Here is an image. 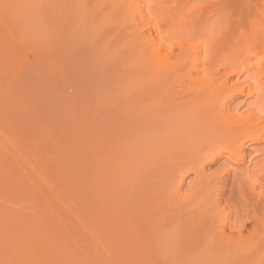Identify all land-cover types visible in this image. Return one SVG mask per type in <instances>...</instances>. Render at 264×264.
<instances>
[{
    "label": "rangeland",
    "instance_id": "rangeland-1",
    "mask_svg": "<svg viewBox=\"0 0 264 264\" xmlns=\"http://www.w3.org/2000/svg\"><path fill=\"white\" fill-rule=\"evenodd\" d=\"M68 1L72 4L67 3ZM68 1L0 0V264H71L73 260L74 264H113L122 252L119 250L117 253L118 249H115V259H103V246L100 245L101 242L97 244L102 234L99 239H95L99 236L92 237L95 225L106 236L107 228L111 225V228H115V225L109 223L110 217H116L111 220L112 223L117 220L123 230L129 229L127 234H123L125 240L130 234L129 237L132 238L133 230L124 221L127 218L139 221L146 233L142 232L143 227L141 229L138 224H134L136 221L131 222L137 226V234L141 233L139 236L145 238L149 244L144 239H141L142 242L148 247L151 245L153 250L160 252L159 255L162 254L157 258V252H150L149 247L148 253H143L146 256L153 254L149 256L152 259L148 257L142 260L146 257L139 253L142 248L135 250L138 256H131L130 253L128 256L125 251L130 247L126 244L127 249L123 251L126 257L122 255L119 262L128 256L131 261L135 259L140 263L146 260L147 264H210L209 261H216L213 264H233L239 260L236 258L239 256H230L228 251L220 250L216 245L207 242L206 231L219 222L217 212L207 210L212 201L213 205H217V202L218 208H222L226 214V232L232 226L247 237L248 247L251 243H257L256 248L242 252L241 261L246 264H264V172L254 175L251 171L254 168L253 163L260 165L264 160V137L259 141L247 142L243 148V159L238 163L227 162L224 152L222 156L204 165L205 173L214 177L208 189L202 192L198 204L191 198L184 204L172 201L162 205V200L158 202L160 199L156 198L158 193H154L155 187L156 191L160 188L168 192V184V189L165 184L170 183L171 186L178 179V172L173 165L181 163L186 156L179 152L180 149H173L175 144L191 141L187 142L185 149H188L185 153H193L200 146L203 150L206 149L203 143H207V138L195 133V136L187 135L188 131L186 135H179V123L174 122L178 112L174 115L173 110H170L172 108L168 106V109L164 104L165 100H170L168 90L160 92L158 99V94L153 97L147 89L148 85L153 84L150 83L154 78L152 72L160 68L164 70L166 60L173 61L181 47L185 49L184 57H187L185 69H190L193 46L201 43L203 50L207 47L206 39L198 34L204 26H207V34L213 37H218L221 30L225 34V28H228L226 41L224 39L226 46L236 42L232 40L234 37H247V51L243 57H248L249 53L260 52L263 47L260 36L264 33V0H171L164 4L169 11L163 17L155 9L147 10L156 0H136L135 4L139 2L148 12V19L158 23L160 39L170 49L165 60L159 54V61L155 66L148 61L150 63L146 68L149 73L143 74V77L137 75L142 78L139 81L132 79L135 75H132L133 70H136L133 69L136 65L132 64L130 58L134 28L132 17L122 15V10L127 7L125 0L118 3L120 10L117 8L116 13L119 16L115 14L113 18L108 17V14L114 13L110 12L112 4H117L114 0H98L103 1L102 6L99 2L95 4V0H85V6L79 0ZM96 5L101 9H97ZM105 14L107 16L104 17ZM170 14L171 19L168 18ZM136 21L144 31L155 35L150 24L145 25L138 17ZM251 29L256 31L254 37H251ZM164 36H170L168 41L164 42ZM156 42L155 40L160 53H164L163 47ZM206 57L209 54L202 51L200 58L203 60ZM225 57L228 61H243L240 56ZM135 82L143 90L140 93L145 92L148 93L147 97H152L146 98L143 95L145 98L142 97V100V94L139 95L138 89H135ZM145 83L148 85L144 88ZM133 84L137 92L128 90ZM137 99L143 102L139 103ZM227 105L231 111L234 108L241 111L244 109V97L237 96L229 100ZM177 116L180 119V115ZM86 121L92 123L90 131ZM173 123L179 131L173 127ZM86 124L89 128L83 127ZM85 130L90 132L88 135L91 146L87 144L88 148L85 146L88 137ZM185 131L186 129L181 130L184 133ZM96 134L109 140L110 148H104L105 152L101 148L104 153L94 147H98L97 144L103 141L99 136L101 140L96 144ZM183 137L191 139L185 140ZM81 140L84 142H80ZM94 149L101 152L106 159L96 157ZM198 150L196 149V153ZM175 156L180 158L173 164ZM188 156L186 159L191 158ZM101 161L103 164L99 163ZM113 163L118 165L112 168ZM109 164L112 166L108 167ZM104 172L109 176L105 177L107 174ZM113 175H116L115 178ZM194 180V173L187 174L181 185V192L187 193ZM116 184L118 185L115 187ZM127 195L130 196L129 200ZM50 202L53 204L49 205ZM119 202V211L115 209L114 212V208L119 207ZM92 208L98 209L96 212L99 211V217L95 214L92 216ZM149 212L154 214V222L153 218L148 222L147 218L151 216ZM122 214L125 216L121 217ZM195 216L199 225L194 224L192 227L199 230L190 228L196 223L190 220L195 219ZM109 232L112 234L114 231L110 229ZM118 232L117 229L114 234ZM125 232L120 230L119 236L115 234L117 241L120 233ZM114 236L111 237L116 240ZM105 240L101 241L106 242ZM138 243L136 247L139 246ZM131 244L132 242L130 246ZM94 245L97 246L96 249ZM109 246L114 249L119 244ZM121 246L118 248L122 249L124 244L122 248ZM145 247L143 246L144 249ZM155 254L157 259H153ZM81 255H85L84 258ZM213 255H216L215 260H211ZM135 260L131 263L128 261V264H136ZM125 263L127 264L126 261Z\"/></svg>",
    "mask_w": 264,
    "mask_h": 264
},
{
    "label": "bare ground",
    "instance_id": "bare-ground-1",
    "mask_svg": "<svg viewBox=\"0 0 264 264\" xmlns=\"http://www.w3.org/2000/svg\"><path fill=\"white\" fill-rule=\"evenodd\" d=\"M75 1H77V0H75ZM82 1L79 0V2H81V4H84V2H86L87 0L86 1L85 0H82ZM114 1L117 4L115 5L113 3L112 6L114 7V9H113V7L110 9V12L113 11L114 13H109L108 14V17H111L112 16V18H113V16L115 14H116L115 16H117V17L119 16L118 13H116V12L120 8V6H119V8L117 6L120 4V1L121 0H114ZM135 1L136 0H125V2L127 3V7L125 8L126 10L125 9L122 10L124 12L123 13L121 12V13H122V15H130L132 17L131 19L133 20L134 34H133V38H132V47L130 49V52H131L132 57H130V58L132 59V62H133L132 64L133 65H136L137 67L134 66L133 69H136V70H133L132 75H134V74L135 75H134V78H132L133 76L131 75L132 76L131 78L132 79H136L137 81H139V79L142 80V78H139V77H143V74L145 75V74H148L149 73L147 71V68H146L147 67V64L150 63V62H152V63H154V66H155L157 64V62L159 61V54H161L163 56V59L164 60L167 59V53L169 52L170 49H169V46H167L165 43H163L161 41V39H160V35L158 34V32H159L158 26H157L158 23L157 22H154L153 19H151V18L148 19V17H147L148 12L145 11L143 5L140 4L139 2H137V4H135ZM169 1H171V0H156L154 2V4L148 6V9L147 10L153 11V9H155L156 11H159V14L161 15V17H163L165 15V13H167L169 11V9L164 4L167 3V2H169ZM98 2L100 3V6H102L101 3L104 4L103 1L100 2L98 0H95V4H99ZM67 3L72 4V2H70V1H68ZM84 6H85V4H84ZM84 6H83V8H84ZM96 7L99 10L101 9V8H98L99 5H96ZM122 15H121V18L123 17ZM171 15L172 14H170V16H168V18L171 19L172 18ZM187 15H189V14H187ZM105 16H107V14H105L104 17ZM136 17H138L140 19V21L145 22V25L150 24V26H152V29L154 30L156 36L155 35L153 36L151 33L147 32V31H144L143 28L140 27V23L136 21ZM250 25L252 26V24H250ZM206 27L207 26H204V27L200 28L198 34H199V36H201V37H203V38L206 39V44L205 45H207V47L205 46V49L203 50V47L204 46L201 43H198V44H196V45L193 46L192 59L190 60V69H185V64H186L185 62H186L187 57H184L183 52L185 51V49H183L181 47L180 50H179V52H178L179 54H177L175 56V59L173 61H170L168 59L166 60V63H165L166 68L164 70H161V68H160V69L154 70V72H152L153 74H151V75H154L153 76L154 78H152L153 79L152 81L150 80L151 82L149 80L148 81L150 83H153V84L152 85H148L147 83H145L144 86H143L145 88V87H147L145 85H148L147 89L149 90L148 91L149 95H152L153 97L154 96L156 97L157 94H158V96H157L158 99L160 98L159 96H161L160 92L163 93V92H165V91L168 90L167 92L170 95V100L169 99H168V101L165 100L164 104H166L167 107L169 106L170 108H172V109H170L168 107V109L173 110V112H174L173 114L174 115L177 112L180 113V114H178V113L176 114V117L177 118H174V116H173L174 122L176 121V124L179 123V124H177L178 128L180 129V132H178L179 135H181V134H185L186 135V133L188 131V134L187 135H192L193 133H195L198 136L199 135H202L201 137H204L205 136V138H207L206 139V142L207 143L206 144L203 143L204 146H206V149L204 148V150H203V147H201V146H200V148L199 147L196 148L197 150L200 149V151L201 150L203 152L205 151V153H203V152L200 153L199 150H198V153H196L197 152L196 149H195V151H193V153H192L191 150H189L191 152H186L187 154L185 153V150L188 149V148L185 149V147L188 146V143L191 142V141L189 142L187 139L190 140L191 137H188L186 139L183 137L188 142V143L187 142H184L186 144H184L183 142H180V141H179L180 143H176L175 144V147H173V149H176V148L178 150L180 149L179 152L181 151V152H183V155L184 154L186 156L189 155L188 158L189 157H191V158L186 159V156L185 155H184L185 158L180 155L181 158L182 159L184 158V159L181 161V163H179V164L177 163L176 165H173V164H175L177 162L176 160H177V158H180V156L179 157H176L175 156L176 159L173 158L174 159V161H173L174 163L172 162L173 163L172 165H173V168L176 167L175 168L176 169L175 171L178 172V179L174 183H172L171 186L169 185L170 183H166L165 184L166 187H167V184H168V187H169V189L167 187L168 192L165 191V189H160V188H158V190L156 191V189H157L156 187H155V191L156 192L153 189V191H154L155 194L158 193V195H156L157 196L156 198L157 199H160L158 202H160L162 200L161 203H160L162 205H167L169 202L171 203L172 201H176V202H178L180 204H184L187 201H189L191 198H194L195 201H196V204H198V201L201 200V194H202V192L205 189H208V187L211 185L210 184V181H211L212 177H214V175H208V174L205 173V171H204V165L207 164V163L212 162L213 160H215L220 155L222 156V154H224V152H226L225 158H226V161L227 162L238 163L240 160L243 159V148H244V145L247 142L259 141L260 139H262L264 137V33H263V35L260 36L261 37L260 38L261 39V42L263 44V47L260 50V52L249 53L248 54V57H247V55H246V57H243V54H245V52L247 51L246 50V44H245L246 39H248L247 37L244 38V39H242V38L240 39V37H234V39H232V40H236V42H233L229 46H226L224 44V39H225L226 32L228 31L227 30L228 28H225V34H223L224 30H221V34L218 37H213L212 35L207 34ZM251 28H253V27H251ZM251 30H252L251 37H254L255 34H256V31L253 30V29H251ZM216 31H217V29H216ZM169 37L170 36H164L163 37L164 42L165 41H168ZM155 40L157 41L156 42L157 44H159L161 47H163L164 53H160L159 46H158V48L156 47ZM225 41H226V39H225ZM218 44H219V46H221L220 49H219V46L217 47ZM202 51H204V53L207 52L209 54V57H206L205 59L202 60L200 58V54L202 53ZM131 55H129V56H131ZM225 56L230 57V58L231 57H235V56H240L243 61L242 62L236 61V60L228 61L227 59H225L226 58ZM250 58H252V59H250ZM148 61H150V62H148ZM200 64H201V67H200ZM152 66L153 65H151V67ZM139 70H140V72H139ZM136 72H137V74H136ZM162 74H164V76ZM146 76H144V78H146ZM126 77H128V76H126ZM143 82H145V81H143ZM168 84H170V86H168ZM135 85H137V87L135 89L136 90L138 89V92L139 93L141 91H143V90L140 89L141 86H139L138 84H136V82H135ZM133 86H134V84L131 87H129L128 90H131V91L132 90H135ZM148 93L145 94V92H142L139 95L142 94L140 97L143 100V98H145V97H143V95L146 96V98L152 97V96H149V95H148L149 97H147V94ZM237 96L244 97V109L240 111L239 109L234 108L231 111L228 108V105H227L228 104V101L231 100V99H233V98H235V97H237ZM140 97H139V99H140ZM139 99H137L138 102H139ZM142 100L140 101L141 103L143 102ZM173 108L174 109L177 108V109L174 110ZM177 115H180V119L178 118L179 116H177ZM169 119H170V116H169ZM175 119H179V120H175ZM177 121H179V122H177ZM87 122L89 124L88 126L90 127V129H88V130L90 131L92 129L91 128L92 123L90 121H86V123ZM90 124H91V126H90ZM167 124L169 125L170 123H167ZM174 124L175 123H173V127L175 126ZM88 126H87V124L85 126L83 125V127H88ZM179 129H178V131H179ZM185 129H186L185 133L184 132H181V130L184 131ZM88 130L87 131L86 130L84 131L85 134L87 133V135H88V133L90 134V132H88ZM164 130H163V132H164ZM178 133H176V130H175L174 134L177 135ZM170 135H171V133H170ZM99 136L101 137L102 135H98V134L94 135L95 138H98V140L95 141L96 144H97V142L99 140H101ZM192 136H195V135L193 134ZM88 137H89V135H88ZM87 138H86L87 141H85V146H87L86 148H88V146H89L87 144H90V146H91L90 137L88 139ZM101 138H102L103 141L102 142L100 141L101 143L99 142L97 144L98 147H96V146H94V147L96 149H98V150L99 149L101 150V148H102L103 151L105 149L110 148L109 147L110 145L108 146V144H109L108 141L109 140L107 141L106 138H103V137H101ZM178 138H180V137L178 136ZM193 139L194 138L192 137V140ZM157 140L160 141L161 139H157ZM82 141L83 140H81L80 142H82ZM162 142H165V141H162ZM103 143L106 145V147H105V145H103ZM167 143H168V141H167ZM221 143H222V145H221ZM223 144H225V146ZM101 145H103L104 147L101 146ZM176 146H179V147L182 146V147L179 148V147H176ZM170 148H172V147H170ZM207 148H209L210 150H212V149L213 150L211 152H208L210 150L207 149ZM122 149H121V151H122ZM98 150H96V151L98 152ZM206 150H207V152H206ZM214 150H216V151H214ZM94 151H95V149H94ZM96 151H95L96 157H99L100 156L99 157L100 159H102V158L103 159H106L105 157H102L103 154H100L101 152H98L99 153L98 154ZM114 151H115V149H114ZM124 151H125V149H124ZM159 151H161V150H159ZM161 152H163V151H161ZM88 153H90V152H88ZM156 153H157V151H156ZM167 153H168V150H167ZM170 153H172V152H170ZM189 153H191V154H189ZM97 154H98V156H97ZM153 154H154V152H153ZM93 155H94V153L92 154V156ZM124 155L125 154H123V156ZM174 155H176V154H174ZM190 155H192V156H190ZM167 156H169V155H167ZM193 156H194V158H193ZM158 157H160L159 154H158ZM172 157H174V156H172ZM154 158H155V156H154ZM144 159H146V158H144ZM184 160H186V161H184ZM168 161H170V160H168ZM168 161L166 163H168ZM105 162H106V160H105ZM125 162H126V160H125ZM99 163H102V161L99 162ZM147 163H148V160H147ZM254 164L255 163H253V165H252L254 168L251 169V171H252V173L254 175H256L257 173L264 172V160H263V162L260 165H259V163L258 164H255V165ZM110 165L111 164H109L108 167ZM112 165H111L112 168L113 167L115 168L118 164L115 166V164L113 163ZM143 166H144V163H143L142 167ZM99 167H100V165H99ZM121 167L123 168L122 165H121ZM121 167H120V169H122ZM104 170H102V172ZM146 171H147V168H146ZM151 171H149V172H151ZM98 172H100L99 169H98ZM102 172L100 174H102ZM107 172H109V171L107 170ZM107 172L106 173L104 172V173L107 174ZM134 172H135V168H134ZM112 173H113V171H112ZM114 173H117V171L114 172ZM118 173H119V171H118ZM131 173H133V172H131ZM189 173H194L195 180L193 181V184L190 187L189 191L187 193H182L181 192V185L184 183L185 177ZM141 174H143L142 173V170H141ZM127 175H128V173H127ZM106 176H109V175L107 174V175H105V177ZM115 176H114V178H115ZM135 176H136V174H135ZM120 177H122V175ZM141 177H139V179ZM135 181L137 182V180H135ZM108 182H110V181H108ZM105 183H106V181H105ZM115 183L116 182L114 181V184ZM102 184H104V183H102ZM112 184H113V181H112ZM131 184H133V183H131ZM117 185L118 184H116L115 187ZM120 186H121V184H120ZM106 187H109V186H106ZM162 187H165V186L163 185ZM172 188H173V190H172ZM96 191H97V189H96ZM127 192H129V191H127ZM144 193H147V192H144ZM139 196H140V194H139ZM129 197L130 196H128V200H129ZM88 198L92 199V197H90V196ZM147 198H149V197L147 196ZM122 200H124V199H122ZM140 201H142V200H140ZM86 202L87 201H85V203ZM97 202H99L100 204H102L100 201H97ZM120 202H121V200H120ZM51 203L52 202H50L49 205ZM152 204L155 205L154 202ZM216 204L217 205H215V204L213 205V201H212V203L210 205H208V207H207V210H209L210 212H213L214 211V213L216 211L217 214L219 215V217H218L219 218L218 219L219 222L217 224H215L214 227L212 226V228H209V230H207V231L205 230L207 232L206 233L207 234L206 237L208 239L207 242L210 245L211 244L216 245V247L218 249H220V250H226V251H228V253H229L230 256H239V257H236L239 260L233 262V264H246L245 262H242L241 261V260H243L242 259V257H243L242 256V252L245 251V250H247V249L248 250H251V249L256 248L257 247V243H251V245L248 247L246 245V242L248 240L247 237L244 236L243 234H241V230H234V228L232 226L229 227L230 231L229 232H226L225 231V228H226V225H227L226 224V221H225V218H226L225 215L226 214H225V212H224V210L222 208H218V203L217 202H216ZM92 205H93V203H92ZM97 205H98V203H97ZM153 205H150V206H153ZM263 205H264V203H263ZM94 206H95V204H94ZM120 206H121V203H120L119 207H117V208L115 207L114 208V212H115V209L118 210V208H120ZM141 206H142V203H141ZM154 208H155V206L152 209H154ZM200 208L201 207L199 206L198 207V212L201 211ZM203 208H204V206L202 207V209ZM157 209H159V208H157ZM263 209H264V206H263ZM91 210L90 211L92 212V216H94L93 214H95L96 217L97 216L98 217L100 216V215H98V214H100L99 211H98V213L96 212L98 209H95L94 210L92 208ZM102 210L103 209H101V211ZM117 210H116V212H117ZM90 211H89V213L91 214ZM146 211L148 212V209ZM146 211H145V213H146ZM94 212H96V213H94ZM141 212H143V211H141ZM138 213H139V211H138ZM103 214H105V213H103ZM134 214H132V215H134ZM149 214H151V213L149 212ZM153 215L154 214H151V216L149 215L150 217L147 218L149 220L148 222H151L152 221V218L154 219L152 222H154L156 220V218H154L155 216L152 217ZM92 216H91V218H92ZM124 216H125V214H124ZM124 216L122 214L121 217H124ZM128 216H129V214H128ZM113 217H115V216H113ZM118 217H119V215H118ZM118 217H117V219H118ZM144 217H143V219H144ZM102 218L104 219V217H102ZM126 218H127V216H126ZM109 219H111L113 221V220L116 219V217L114 219H112L110 217ZM196 219H197L196 216H195V219H193V218L190 219L191 221L194 220V222H196V223H193L190 226V228L199 230V228H193L192 227V226H194V224L195 225L196 224L199 225V223H197V220ZM95 220H96V218H95ZM111 220L109 221V223L111 222L110 224L115 225L114 226L115 228L118 225L117 226V229H118L119 232H120V230H122V232H125V230L128 229V228H125V226H124L125 230H123L121 224L119 225V222L117 220H116L117 223H116V221L112 223ZM122 220H121V222L124 221V220L123 221ZM126 220L127 221H124V222L126 224L128 223L127 225H129V227L133 230V232H132L133 233L132 238H134V239H132V238L129 237L131 235L130 234V235H128L129 238L127 237L128 239L126 238V240H125L124 235L127 234V232H129V229L125 233H120L121 236L119 237V241H117L118 238H116V235H118L119 232L118 233H115L116 234L115 235L114 232L117 229H115L113 227L111 228L112 225L109 228H107V226H105L107 228V230H108V233H110V234L107 233V236L108 237L105 235L106 234L105 232H102L101 229L96 228V225H95V228L98 229V230L96 232L95 231V228L93 229L94 231H92L93 232V236L92 237H94V235H95V237H98L99 236L98 238H95L94 237L95 239H99L100 236H101V234H102V236L104 235L103 237L101 236V238L99 240H97L98 241L97 244H99V242H101L100 245L102 244V246H103V248L101 246V248H102L101 251L103 252L101 255L103 256L104 253H105V255L108 253L106 256L104 255L105 257L103 256V259L106 258L108 260V258L111 259V257H113V259H115L114 257H117V255L115 253V249H118V250H116L117 253H119V250L122 252V253L118 254V256L121 255L120 258L122 257V255H124V257H126L125 256V253L128 254V256H129V253H130L131 256H134L133 254L137 255L138 253L135 250H138L139 251V249H140L139 247L142 248V249H140V251L142 250V252H139V253L140 254H143L142 255L143 257H145L147 255L145 253H148V251L150 249H151L150 252H152L153 248L151 247V245H149L150 249H149V247L147 245V244H149V242H147L145 238L139 236V235H141V233L140 234H137V229L135 228L137 226L134 225V224H138L140 226L139 221L132 220V219L128 220V218ZM91 221H93V220H91ZM131 221H133V222L136 221L137 223L135 222L133 224V222H131ZM142 222H140V223H142ZM102 223H103V221H102ZM106 223H108V222H106ZM144 224H145V222H144ZM146 224H149V223H146ZM189 224H191V223L189 222ZM102 227H103V225H102ZM118 227H120V228H118ZM142 227L143 226H140L141 229L144 228V227L143 228ZM92 228H93V226H92ZM110 229H111V231H114L112 234H111V232H109ZM145 230L146 229L144 228V230L142 232L143 233H146ZM97 233H99V234H97ZM111 236L112 237L114 236L116 240H113L114 238H112ZM105 237L107 238V240H110V241L108 242L107 240H105L106 239ZM92 239H91V241H92ZM141 239L142 240L144 239V241H146L147 244L144 241H143L144 242L143 243ZM101 240H103V241L105 240L106 242H103ZM127 240H131V241L125 243V241H127ZM134 240L135 241L138 240V242L141 241L140 244L143 245L144 247L145 246H147V247H145V249H144L143 246H141L138 242H136V243H138L137 245H139V246L136 247L135 246L136 243H135ZM115 241H116V243H115ZM213 241H214V243H212ZM131 242H132V244L130 246V243ZM120 243H121L122 246L124 244V246H123L124 250H123L122 246L120 245ZM133 243H134V245H133ZM118 244H119V246H118ZM126 244H128V246L130 248L127 249L126 248L127 247ZM100 245H98V246H100ZM109 245H112L113 247L114 246H118V247L121 246L122 249H119L118 247L117 248L114 247V249H112V247H110ZM107 246H109V247H107ZM134 246H135V248H134ZM96 247L97 246H95V249H96ZM105 248H108V249H105ZM125 249H127L128 251H125ZM129 249H131V250H129ZM123 251H125V253H123ZM154 251L157 252L156 250H153V252ZM131 252H133V253L131 254ZM143 252H145V253H143ZM111 253L112 254L115 253L114 256ZM158 253H160V252H157V254ZM211 254H213V253H210V255ZM152 255L149 254L145 258H142V260H144V259H146V258H148L149 256H152ZM161 255L158 254V257H157L156 254H155L154 255L155 258L153 257V259H157ZM81 256H83V255H81ZM84 256H83V258H84ZM128 256H127V258L125 260H120L121 264H122V261H123V264H124L125 261L127 262V264H128V261L130 263L132 261L134 262L135 259L131 261L130 259H128ZM142 256L139 255L140 258ZM214 256H216V255H213L212 256L213 259H211V260H215V257ZM120 258L117 257V259L114 260L115 263L113 262V264H120V262L118 261V259H120ZM149 258L152 259V257H149ZM103 259H101V260H103ZM216 259L219 260L220 258L217 257ZM135 261H136V264L139 263V261H137V260H135ZM77 262H79V261H77ZM116 262H118V263H116ZM142 262H140L139 264H144V262L146 263V260L145 261H142ZM72 263L74 264V260L72 261ZM209 263L210 264H213V263H216V261L215 262L213 261L212 263L209 261ZM253 263H256V261H253ZM69 264H70V262H69Z\"/></svg>",
    "mask_w": 264,
    "mask_h": 264
}]
</instances>
